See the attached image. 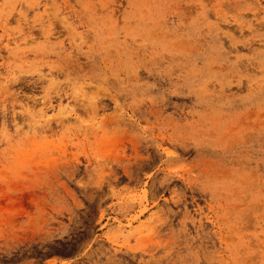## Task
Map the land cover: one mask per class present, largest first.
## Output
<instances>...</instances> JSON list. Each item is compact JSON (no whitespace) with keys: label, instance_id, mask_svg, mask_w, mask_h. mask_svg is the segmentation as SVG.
<instances>
[{"label":"rangeland","instance_id":"rangeland-1","mask_svg":"<svg viewBox=\"0 0 264 264\" xmlns=\"http://www.w3.org/2000/svg\"><path fill=\"white\" fill-rule=\"evenodd\" d=\"M0 264H264V0H0Z\"/></svg>","mask_w":264,"mask_h":264},{"label":"bare ground","instance_id":"bare-ground-1","mask_svg":"<svg viewBox=\"0 0 264 264\" xmlns=\"http://www.w3.org/2000/svg\"><path fill=\"white\" fill-rule=\"evenodd\" d=\"M64 111H62V113H63ZM67 112V110H65V113ZM66 117V116H65Z\"/></svg>","mask_w":264,"mask_h":264}]
</instances>
